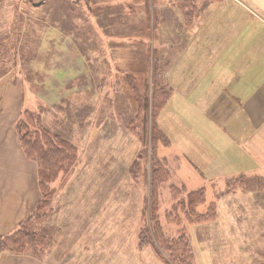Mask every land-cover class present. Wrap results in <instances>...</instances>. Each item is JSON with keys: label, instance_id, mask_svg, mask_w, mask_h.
Here are the masks:
<instances>
[{"label": "rangeland", "instance_id": "374dc122", "mask_svg": "<svg viewBox=\"0 0 264 264\" xmlns=\"http://www.w3.org/2000/svg\"><path fill=\"white\" fill-rule=\"evenodd\" d=\"M198 7L188 27L171 0H0L3 143L4 132L9 142L18 138L16 121L30 109L78 150L74 172L55 183L48 217L36 226L49 236L40 257L6 253L39 264H169L140 238L150 213V154L140 156L142 143L128 128L137 117L128 77L142 91L157 61L161 84L174 90L158 119L171 140L158 147L170 171L157 211L165 234L184 230L194 264H264V180L248 174L228 183L242 174L235 169L252 165L232 158L231 139L255 132L264 162V129L257 130L264 115V0ZM23 36L32 39L33 61L22 55ZM80 74L87 82H75ZM31 185L37 190V181ZM198 188L206 198L198 213L215 203L216 218L191 224L181 210L182 225L170 223L166 214L176 201Z\"/></svg>", "mask_w": 264, "mask_h": 264}, {"label": "trees", "instance_id": "16d2710c", "mask_svg": "<svg viewBox=\"0 0 264 264\" xmlns=\"http://www.w3.org/2000/svg\"><path fill=\"white\" fill-rule=\"evenodd\" d=\"M171 1L179 9L184 24L191 27L198 17V4L200 1L217 2L220 0ZM34 30L35 28L31 30L33 34ZM29 33L27 32L26 34L28 35ZM31 44L32 39L23 38L21 46L24 47L26 52L22 53V55L27 60L29 58L33 61L35 52L28 51ZM31 62L29 63L30 65ZM161 70L157 61L151 63L152 82L149 84L148 78L144 80L142 91H140V88H133L135 86V78L128 77L130 79L128 82L132 86V93L136 97L135 106L137 110V117L128 123V128L139 137L142 143L143 148L140 156L142 157L144 154L148 156V153L150 154V213L140 238L146 243L150 242L156 250L166 256L169 264H194V253L184 230L179 231L175 237H169L165 234L157 218L160 188L170 177L166 159L159 157L158 147L160 143L164 145L171 143L169 137L162 130L158 119L174 92L173 88L161 84ZM83 77L82 74L74 77L75 82L78 80L81 81L79 84H82L83 81L84 83L87 82V77ZM91 82L93 83V81ZM150 89H152L151 104H149ZM41 93L45 97L47 96L46 94H49L45 89ZM15 126L23 154L36 165L37 199L34 205L28 209L25 219L20 222L17 228L10 233L0 234V255L6 252L21 255L29 251L36 257H40V252L46 246L49 236L37 230L36 226L48 217L47 214L56 195L55 183L58 180L61 184L66 183L74 172L78 163V150L68 138L46 127L42 115L38 112L30 109L23 111ZM138 163L139 161L134 166L136 167ZM244 179L245 176H239L230 179L228 183L230 185L232 183L240 184ZM175 191L178 194V191ZM205 201L204 188L192 190L188 193L186 200L180 199L176 201L172 210L166 214V219L174 225L181 226L182 219L179 213L182 210L186 220L191 224L213 221L216 218L215 203H210L204 213H198L196 209L199 205L204 204Z\"/></svg>", "mask_w": 264, "mask_h": 264}, {"label": "crops", "instance_id": "0c3cea01", "mask_svg": "<svg viewBox=\"0 0 264 264\" xmlns=\"http://www.w3.org/2000/svg\"><path fill=\"white\" fill-rule=\"evenodd\" d=\"M240 70L243 71V69ZM230 72L231 70L229 69L226 70V72L224 71V73L227 74ZM230 80L231 79H229V82ZM224 90H226V88H224ZM231 115L230 112H228V117L224 118L223 122L225 123L226 120H230L229 117ZM243 119L246 122H255V119L252 120V117L244 116ZM215 122L220 123L219 120H215ZM257 124V130L264 129V115L258 118ZM7 134V132H4V139H6V141L3 143V133L0 132V234L10 233L17 228L20 222L25 219L28 209L34 205L37 199V190L31 192V184L35 185L36 181V166L26 162L23 158L24 156L22 154L20 155L21 148L18 138L15 137L12 139L11 136V142H9ZM254 134L255 132L249 131L246 136L239 141L231 139L230 145L232 151L235 150L231 152L232 158L236 160L237 156H241L243 162L247 160L252 164L250 167L246 166L241 169H235V171L242 173L239 174L240 176L248 177V174H250L257 179L264 180V162L261 160L262 156L258 155L257 147L260 146H256L253 143ZM8 145H11V147L7 148ZM2 149L4 152H1ZM9 150H14L15 156H13ZM8 154L9 156L10 154L12 155L9 160L7 157ZM259 156L261 158H259ZM8 168H12V170L8 171ZM234 178L235 177L231 179ZM17 259L20 260L21 264H39V262L33 258H22L21 256L8 253L2 254L0 264L19 263Z\"/></svg>", "mask_w": 264, "mask_h": 264}]
</instances>
